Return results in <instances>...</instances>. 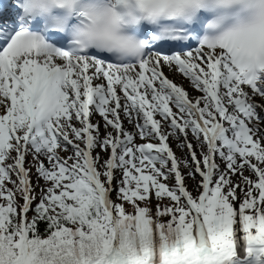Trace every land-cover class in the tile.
I'll list each match as a JSON object with an SVG mask.
<instances>
[{
    "label": "snow or ice",
    "instance_id": "1",
    "mask_svg": "<svg viewBox=\"0 0 264 264\" xmlns=\"http://www.w3.org/2000/svg\"><path fill=\"white\" fill-rule=\"evenodd\" d=\"M0 264H264V0H0Z\"/></svg>",
    "mask_w": 264,
    "mask_h": 264
}]
</instances>
